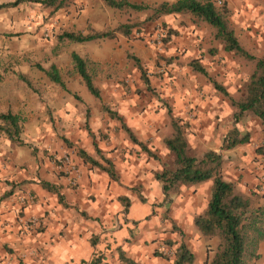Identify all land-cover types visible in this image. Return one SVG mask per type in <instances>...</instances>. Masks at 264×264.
I'll use <instances>...</instances> for the list:
<instances>
[{
	"label": "crops",
	"instance_id": "crops-1",
	"mask_svg": "<svg viewBox=\"0 0 264 264\" xmlns=\"http://www.w3.org/2000/svg\"><path fill=\"white\" fill-rule=\"evenodd\" d=\"M10 1L13 0H0V3ZM79 1L83 2L82 11L77 19L69 22L71 29H82L87 25L102 29L111 24L108 16L111 15L113 8L103 6V0H76L75 2ZM35 4L36 11H33L31 16L28 11L32 7L35 10ZM100 7H103L106 12L102 13ZM38 10H40V4L33 2L0 8V63H2L1 59L17 57L20 54L23 56L30 51L34 53L41 49V22L34 17L39 13ZM53 27L50 26V28ZM186 30V35L181 36L182 40L171 44L167 50L169 55L178 54L180 56L178 59L183 60L186 65L182 69L174 67L172 78H164V82H159L163 85L162 89L166 87L170 89L172 86L170 95L174 97L172 101L176 113L167 108L170 125L172 119H181L178 118L181 115L179 113L184 114L187 107L193 106L198 115V120L192 123L191 127L193 132L196 130V135L193 137L195 143L199 144L197 146L200 149L203 145L206 149L220 153L223 157L224 179L235 182L240 191L248 192L249 188L257 183L255 174L258 173L252 168L257 162L253 161L251 153L244 154L249 147L243 143L234 148L222 150L220 142L211 143L214 135L213 125L210 126V130L205 128L217 112L220 118L228 122L233 115L230 100L225 99L226 96L213 86L212 80L221 84L231 96L237 86L241 87L240 92L243 93L244 81L234 86V83L220 82L218 77L214 78L215 68L210 67V64L207 65L208 57H204L206 54H200L204 50L202 46L204 42H207V37L200 35L198 29L194 27ZM117 37L85 42L84 46L83 43H75L81 51L72 52L82 57L90 56L89 58L103 63L107 59L104 51L105 43L110 40L115 41ZM51 46H56V40H53ZM177 46L178 53L173 52ZM50 47L47 50L48 55L57 66L59 55L55 54V47L54 55H52ZM92 48L97 49L94 55L89 54ZM142 48L144 49L141 54L148 58L150 50L146 47ZM194 58L199 60L210 77L192 69L190 61ZM20 74L23 72L18 73V77ZM2 75H4V68H0V111H11L21 117L23 128L20 137L24 143L18 146L5 139L0 145V155L6 145L14 149L11 152L7 151L6 154L12 156L10 167H14L9 173L13 178H17L15 179L17 184L12 183L11 188H7L5 183L0 182V264H92L94 259H97L96 264H128L122 261L120 258L122 255L137 264H174L175 254L172 257L162 254L166 249L176 252L181 243L185 244L188 251L193 254L194 259L191 264H205L211 251L208 252L193 222L195 213H199V208L192 205V201H184V198L182 200L180 198L182 194L178 195L179 198L172 199L169 204L163 200V186L155 178L154 173L160 171L167 162L163 163L162 161L165 160L153 152V148H147L150 151L146 152L147 157L157 160V163H154L150 171L148 168L141 170V174L146 172L148 176L147 183H144L147 189L144 198L139 196L138 198L132 191L134 183L141 178L140 174H137L139 168L132 163H126L127 174L119 176L116 171L117 165L115 168L114 162L111 161L118 176L117 180H113L98 167L84 163L81 158H72L81 173V178L77 184L73 185L65 176H58L57 170L55 171L51 165H42L38 168L34 152L28 151L26 146L29 150L35 146L40 147L41 144L48 146L55 136L62 137L61 133L68 135V132L73 131L74 128L70 131L71 124H77V131L74 134L80 132L83 136L84 131L79 129V124L87 122L89 104L95 100L94 96L86 92L85 86L77 88L73 84L68 85L64 80L66 90L60 85V88H56L54 82H52L54 83L52 89L49 86L39 89L33 83L30 88L20 77L18 78L20 81L6 82ZM99 90V98H101V89ZM182 90L190 91L192 94H181ZM78 94L86 103L83 120L77 113L80 110L79 106L77 105L76 110L73 109L74 102L81 100ZM180 97L184 100L181 101ZM219 106L226 109H221ZM104 107L107 106H103V109ZM125 125L130 128L126 123ZM120 127L122 128L121 124ZM171 131L172 126L168 128V134ZM168 134L164 135L162 140ZM27 142L32 143V147ZM23 148L26 149L23 150ZM18 151L22 153V156L20 154L16 158L15 154L19 153ZM152 154L159 156V159L154 158ZM239 163L246 164L248 168L241 170ZM19 166H26L27 169H19ZM131 171H136V174H130ZM41 180L56 185L61 197L63 195L64 203L58 202L56 191L42 188L39 184ZM210 186L211 181L207 180L194 185L190 192L201 194L202 190L205 191ZM201 187L202 190H200ZM20 195L25 196L26 200L20 201ZM120 196L128 199L129 204L126 209L119 200ZM158 200L160 202L155 204ZM159 208L162 212L171 213L168 214V218L163 214H157L160 213ZM30 217L38 219L35 227L25 224ZM187 224L193 227L189 233L193 241H196L203 249H197L194 245L186 243L184 227ZM179 230H182L184 235L180 238L177 236ZM257 252L259 258L255 264H264V240L259 243Z\"/></svg>",
	"mask_w": 264,
	"mask_h": 264
},
{
	"label": "rangeland",
	"instance_id": "rangeland-1",
	"mask_svg": "<svg viewBox=\"0 0 264 264\" xmlns=\"http://www.w3.org/2000/svg\"><path fill=\"white\" fill-rule=\"evenodd\" d=\"M75 1L69 6L55 12H51L49 9H45L40 5V10H38L39 13L37 15L35 14L34 17L39 19L41 22V49L34 53L30 51L23 56L20 54L17 57L11 56L8 59H1L2 63H0V68H4V75H2L3 80L10 83L13 82V80L20 81L18 79V73L23 72V74L37 88L44 89L46 86H49L51 87L50 89H52L54 83H52V81H50L42 71L38 70L34 66V63L40 62L44 67H48L49 64L53 62L52 58L48 55L47 50L51 44H53V40H56V46H54L56 48L55 54L59 55V58H57V66L62 75V79L68 85L73 84L77 88L85 86L79 74L73 69L70 58L72 51H81V48L75 43H59L55 36V34L62 29H71L69 22L77 19L80 15L83 2L79 1L76 3ZM129 1L136 2L134 0ZM162 1L164 0H146L137 3L157 5ZM225 1L231 10L229 15L230 23L235 29L240 43L251 53L264 57V0ZM102 5L108 8L103 1ZM100 8H102V13L106 12L103 7ZM33 11H36V4L35 10H33L32 7V9L30 8L28 11L31 16ZM149 14L150 11H120L113 9L111 15L108 16L111 24L105 26L104 28H113L120 23L128 21L133 24L131 34L129 36H124L118 33L116 35L118 37L115 41L110 40L105 43L104 51L107 59L103 63L89 58L90 56H83L84 58H88L96 63V66L93 68L95 71L94 79L97 87L101 89V98L98 99L94 97L95 100L89 104L87 122L79 124V129L84 131L83 136L80 132L74 134V132L77 131V124H71L72 127L70 128V131L74 128L73 131L70 133L68 132V135L61 133L62 137L55 136V138L50 141V145L48 146H43V144H41L40 147L35 146L32 149L30 148V150L29 147L26 146L28 151L34 152L35 162L38 164V168H41L42 165H51L56 171L58 159L63 154H68L74 159L75 157L80 158L77 154L78 149L86 151L90 156L101 163H104V158H108L110 161H113L115 168L117 165L116 171L119 176L127 174L126 169L128 166L126 163H132L139 168V172H137V174H140L141 176V178L134 183L135 186H133L132 191L133 193H136L137 197L139 196L144 198V194L147 191L146 184L144 183H147L148 176H146V172L141 174V170L142 168H148L150 171V168L154 165V163H157V160L155 161L153 159H149L146 151L142 149L140 145L132 141L128 134L120 127L119 121L111 118L108 113L104 111L103 106H107L110 109L117 111L123 117L124 122L131 128L137 140L146 148H153V152L159 154L162 159L165 160L162 161L163 163L171 162L173 160V155L169 153L165 147L162 137L168 134V128L170 129L171 127L166 110L167 108H170V110L174 111L172 101V98L174 97L170 95L172 86L170 89H168V87H166V89H162L163 85L160 83L164 82V78H172L174 74V67L182 69V67L186 65L183 60L178 59V57H180L178 54L174 53L169 55L167 52L171 44H176L177 41L182 40L181 36L183 37L186 35L187 30L185 31V29L194 27V29H198L200 35L207 37V42H204L202 46L204 50H202L200 54H206L204 57H208L207 65L210 64V67L215 68L216 71L213 75L214 78L218 77L220 82L229 81V83H234V86L241 84L242 80L245 83L249 73L253 69V63L240 58L231 52L225 51L219 41L212 39L211 31L205 23L194 20L188 14L181 13H179V16H176L175 14H167V16L162 15L155 20H147L146 16ZM163 24H165V27ZM50 26L54 27L50 28ZM89 26L90 25H87L82 29L73 30H85ZM160 28L163 33V36H161V49L156 43V34ZM166 28L176 31V33L172 34L170 39L167 41L165 40L167 34ZM177 37L180 38L178 39ZM84 44L86 43L83 42V46ZM54 47H50L52 55H54ZM142 47H146V49L150 50V56L148 58L141 54V51L144 49ZM95 50L97 49L92 48L89 54L94 55ZM178 50L179 47L177 46L173 52L178 53ZM128 53L139 57L141 65L143 66L149 81L148 85H146L142 80L140 70L137 68L132 58L128 56ZM54 85L56 88H60L58 84ZM240 89L241 87L237 86L235 89L236 91L232 90L234 91V97L237 98L241 95ZM78 92L81 94L80 90ZM86 92L91 96L87 89ZM181 94L189 95L192 93L187 90H182ZM79 98L81 99L80 95ZM179 99L181 101L184 100L182 97ZM225 99H227V97H225ZM74 105V110H76L79 106L80 110L77 113L80 119L83 120L86 103L81 99L80 101L74 102ZM219 107L221 109L225 108L222 106ZM179 114L181 115H179L178 118L181 119H177L180 122L185 123L187 126L186 134L188 135L190 153L197 156L201 155L202 152H205L206 148H204L203 145H201V149L197 146L199 144L195 143L193 138L196 135V130L193 132L191 129L192 123L198 120V115L193 109V106L187 107L184 114ZM212 125L214 135L211 143L220 142L221 144L226 132L233 125L238 127L240 132H247L249 134L250 139L245 143L249 149L245 150L244 154H247L248 152L251 153L253 161L257 162V164H253L252 168L258 171V173L255 174L257 183L252 185L248 192L251 190H257L260 193L264 192V153H255L258 146L264 145L263 124L257 118L251 116H246L242 121L234 124L233 117H231L228 122L225 121L224 118H220V115L217 112L216 115L213 116L211 123L208 122L205 125V128L210 130V126ZM86 127L92 130L94 133L93 137L88 134ZM63 128L64 127H62V130H64ZM224 128L227 129L224 130ZM204 137L207 139L206 135H204ZM5 139V136L0 134V145L5 141ZM27 143L32 147V143ZM95 145L97 146L96 148L94 147ZM3 148L2 154L0 155V182L5 183L6 187L9 188L12 183L17 184L15 183V181H17L15 179L17 178H13L12 174L9 173L14 169V167H10L12 156L10 154H6V152H11L14 149L10 145H6ZM24 149L26 148H23V150ZM207 150L209 149H206V151ZM18 152L19 153L15 154L16 158L20 154V156H22V153L20 151ZM24 155L25 154H23V156ZM238 166L241 170L248 168L246 164L242 165V163H239ZM21 168L27 169L26 166H19V169ZM148 169L145 170L148 171ZM56 173L58 176H65V174L60 171H56ZM130 174H136V171H131ZM193 186L194 185L181 186L180 192L173 196L172 199H177L178 195L182 194L180 198L182 200L184 198V201H192V205L199 208L198 210L200 213L203 211L207 203L210 188L203 191L201 187V194H196L197 192L195 194H191L190 191ZM57 200L61 203L58 197ZM158 202L160 201L158 200L155 204ZM159 209L160 210H157L160 211V213L157 214H163L164 217L168 218V214H171L168 213V211L162 212L161 208ZM196 214L198 213H195V215ZM169 225L171 226V224ZM184 230L186 233L184 235H186L187 238L186 243L194 245L197 249H203L200 245L198 246L196 241H193V237L189 234L190 231L193 230V227L187 224V226L184 227ZM134 231L137 232L138 230ZM184 235L182 230H179L177 235L178 238ZM201 240H203L207 248L209 246L214 247L216 245V239L206 241L202 237ZM173 253L175 254V252ZM162 255L167 256L166 254Z\"/></svg>",
	"mask_w": 264,
	"mask_h": 264
},
{
	"label": "trees",
	"instance_id": "trees-1",
	"mask_svg": "<svg viewBox=\"0 0 264 264\" xmlns=\"http://www.w3.org/2000/svg\"><path fill=\"white\" fill-rule=\"evenodd\" d=\"M75 0H13L0 3L2 7H12L24 2L39 3L43 8L55 12L72 4ZM104 4L120 11H150L146 16L147 20H155L166 14H188L194 20L205 23L211 31V37L221 43L222 48L234 55L253 63V69L249 73L244 86L243 93L239 97L231 96L225 88L212 80L213 86L226 96L233 106L234 124L242 121L246 116L257 118L264 126V57L257 56L248 51L239 41L238 36L229 20L231 13L225 0H164L157 5L148 3H137L129 0H103ZM133 24L126 21L113 28L95 29L91 26L85 30L62 29L55 36L59 43H83L104 38H114L118 33L124 36L131 34ZM165 27V24H163ZM167 29L166 41L175 30ZM137 68L141 72V78L146 85L149 81L140 59L129 54ZM73 69L81 77L88 92L96 98L100 97V90L95 84L94 66L96 63L88 58L80 56L76 52L70 54ZM192 69L207 77V70L194 58L190 61ZM34 66L42 71L52 82L60 85L66 90L65 83L61 77L58 67L51 62L48 67H44L40 62H35ZM19 77L31 88V81L24 75ZM211 80V78H209ZM104 111L113 118L119 120L122 129L131 137L132 141L140 145L146 152H150L132 133L122 120L117 111L104 107ZM172 131L164 137L163 142L169 153L173 155V160L166 163L160 171L154 173L155 178L163 186V196L167 204L172 197L180 192L181 186L195 185L211 180L210 194L202 212L194 216L193 222L206 241L216 239L214 247L209 246L205 264H255L259 258L258 246L264 240V192L257 190L250 192L240 191L236 183L224 179L222 176L223 157L214 150H207L201 155L190 153V145L186 135V124L179 120H171ZM23 123L21 117L11 111H0V134H3L10 143L22 145L24 142L20 135ZM90 136H94L91 129L86 127ZM247 132H240L238 127L233 125L223 137L221 149L227 150L239 144L249 141ZM97 147L96 145L94 146ZM256 154L264 153V145L258 146ZM78 156L84 163L96 166L105 171L111 179L117 180L114 165L108 158H104V163L90 156L86 151L78 149ZM158 158L156 154H152ZM42 188L49 191H56L58 199L62 203L63 198L59 194L57 186L48 181L39 182ZM119 200L124 204L125 209L129 202L127 197L120 196ZM168 243H172L168 241ZM123 262L137 264L133 260L120 256ZM194 257L188 251L185 244L181 243L175 252L174 264H191ZM97 259L92 260L96 264Z\"/></svg>",
	"mask_w": 264,
	"mask_h": 264
},
{
	"label": "built area",
	"instance_id": "built-area-1",
	"mask_svg": "<svg viewBox=\"0 0 264 264\" xmlns=\"http://www.w3.org/2000/svg\"><path fill=\"white\" fill-rule=\"evenodd\" d=\"M218 2H220V0H218ZM161 36H163V33H162V29L160 28L158 29L157 34H156V43L160 49H161V43H162ZM56 169L57 171L64 173L65 176L67 177L68 182H70L73 185L77 184V182L81 178V173L79 169L77 168L76 164L73 162L72 157L68 154H63L58 159V163L56 164ZM19 200L25 201L26 197L23 195H20ZM25 224L27 226L35 227L38 224V219L35 217H30L29 219H27ZM173 252L175 251H173L172 249H166L164 254L171 257L172 255H174Z\"/></svg>",
	"mask_w": 264,
	"mask_h": 264
}]
</instances>
